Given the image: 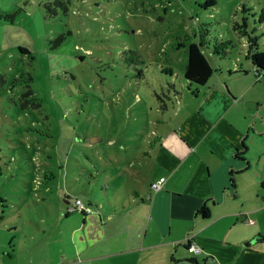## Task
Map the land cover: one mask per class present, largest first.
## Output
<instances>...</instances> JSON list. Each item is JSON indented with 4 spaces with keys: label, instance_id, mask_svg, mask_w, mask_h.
Here are the masks:
<instances>
[{
    "label": "rangeland",
    "instance_id": "rangeland-1",
    "mask_svg": "<svg viewBox=\"0 0 264 264\" xmlns=\"http://www.w3.org/2000/svg\"><path fill=\"white\" fill-rule=\"evenodd\" d=\"M45 1L0 0L4 264L61 262L55 249L80 216L66 214L65 184L81 202L96 205H106L112 193L120 196L130 183L146 187L151 171L134 161L153 150L162 122L177 120L188 108L186 97L175 91L181 92L182 83L192 94L183 78L186 46L202 29L212 42L232 41L225 58L232 67L246 63L248 36L257 37L264 51V0H214L207 7L206 0H68L66 13L54 16L45 11ZM248 74L253 83L247 95L259 100L253 115L261 122L264 73ZM28 89L32 93L21 98ZM131 164L146 171L140 179L123 176L134 171ZM247 176L233 175L242 200ZM56 213L64 220L57 222ZM52 227L57 237L43 253L39 239ZM27 234L30 258L22 252L27 244H14Z\"/></svg>",
    "mask_w": 264,
    "mask_h": 264
},
{
    "label": "crops",
    "instance_id": "crops-1",
    "mask_svg": "<svg viewBox=\"0 0 264 264\" xmlns=\"http://www.w3.org/2000/svg\"><path fill=\"white\" fill-rule=\"evenodd\" d=\"M243 46L247 54L248 41ZM246 54L245 64L216 63L203 86L187 87L191 95L181 83L188 108L177 120L162 122L153 150L134 161L151 171L146 187L131 188L130 183L120 196L112 193L106 205L87 202L92 212L74 221L55 249L61 262L53 264H264V239L254 242L264 236V222H259L264 210V118L256 120L253 111L259 100L247 95L253 70ZM239 101L243 104L237 107ZM130 167L134 171L124 177L138 180L146 172ZM246 172L248 195L242 200L233 175ZM160 177L165 178L162 188L146 200L149 184ZM64 178L66 183V174ZM63 193L66 211L77 197L70 185H64ZM203 204L209 209L207 218L196 213ZM57 213L55 220L63 221ZM53 228L39 239L43 253ZM21 242L30 258V236L14 244ZM188 243L200 252L189 253Z\"/></svg>",
    "mask_w": 264,
    "mask_h": 264
},
{
    "label": "trees",
    "instance_id": "trees-1",
    "mask_svg": "<svg viewBox=\"0 0 264 264\" xmlns=\"http://www.w3.org/2000/svg\"><path fill=\"white\" fill-rule=\"evenodd\" d=\"M67 4L68 0H46L43 4V7L48 14L54 16L58 13V11L65 14L67 11ZM212 5H214V0L205 1V7ZM197 37L198 39L196 42H190L186 46V63L183 69L184 82L188 85V88L194 86L193 89L203 86L208 81L212 73L216 71L214 67L216 63L226 62L225 58L228 54V47L232 46V41L218 42L215 39L214 42H212L208 39V31L205 29H202ZM60 39L61 38L58 37L56 40L58 41ZM247 51V57L253 70V74L255 77H257L264 73V51L258 49L257 37L248 36ZM226 72L228 71L226 70ZM227 74H229V72ZM31 93L32 92L30 89H28L21 95V98H25ZM175 94L179 95L180 92L178 93L175 91ZM22 101L24 102L21 104V106H24L26 100L23 99ZM161 101L163 102L160 105L161 109L167 110L166 104L162 99ZM229 184L232 188L233 180L231 177L229 179ZM87 206L90 207L89 204ZM196 213L202 218H207L209 215V209L205 204H203L196 211ZM80 214L85 215L83 213Z\"/></svg>",
    "mask_w": 264,
    "mask_h": 264
},
{
    "label": "built area",
    "instance_id": "built-area-1",
    "mask_svg": "<svg viewBox=\"0 0 264 264\" xmlns=\"http://www.w3.org/2000/svg\"><path fill=\"white\" fill-rule=\"evenodd\" d=\"M164 182H165V178L163 177H160L159 179L151 182L149 184V191L148 193L145 194L144 198L146 200H150L152 195L158 192L162 188ZM77 211H79V213L88 214L91 213V208L89 206H86L83 202H81L80 199L73 198L70 202H68L66 212L71 213ZM187 251L191 254H198L200 252V249L195 244L188 243Z\"/></svg>",
    "mask_w": 264,
    "mask_h": 264
},
{
    "label": "water",
    "instance_id": "water-1",
    "mask_svg": "<svg viewBox=\"0 0 264 264\" xmlns=\"http://www.w3.org/2000/svg\"><path fill=\"white\" fill-rule=\"evenodd\" d=\"M264 239V236H257L255 239H254V242L256 241H260V240H263ZM247 245H250V242L247 243Z\"/></svg>",
    "mask_w": 264,
    "mask_h": 264
}]
</instances>
